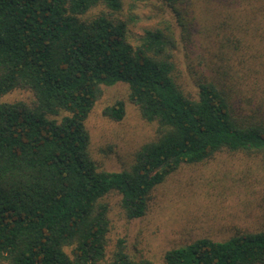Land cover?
Returning <instances> with one entry per match:
<instances>
[{"label":"trees","instance_id":"obj_1","mask_svg":"<svg viewBox=\"0 0 264 264\" xmlns=\"http://www.w3.org/2000/svg\"><path fill=\"white\" fill-rule=\"evenodd\" d=\"M163 1L177 23L163 19L133 39L140 16L125 0H0V264H154L125 238L110 246V198L119 195L128 219L141 218L152 191L183 164L222 151L264 154V99L247 103L224 56L215 70L196 71L194 91L181 84L189 27L179 5L189 0ZM231 39L224 53L242 42ZM118 82L157 124L121 171L93 156L87 127L104 85ZM15 92L27 96L10 99ZM103 114L123 120L125 100ZM163 264H264V226L170 248Z\"/></svg>","mask_w":264,"mask_h":264},{"label":"rangeland","instance_id":"obj_2","mask_svg":"<svg viewBox=\"0 0 264 264\" xmlns=\"http://www.w3.org/2000/svg\"><path fill=\"white\" fill-rule=\"evenodd\" d=\"M125 1L133 3L140 16L132 29L133 39L163 19L177 23L176 13L163 0ZM179 7L189 27L178 52L181 84L194 91L196 71L210 69L209 65L215 70L225 57L228 66L237 69L234 77L248 96L247 103L259 104L264 99V0H189ZM176 31L183 37L180 25ZM231 38L242 42L226 47L231 52L224 53L220 44L233 43ZM128 95L127 83L104 85L103 96L87 119L91 152L110 170L130 168L135 151L156 136L157 124L144 120ZM26 96L15 92L9 98ZM119 99L125 100L126 115L116 121L103 110ZM119 199V195L110 198V246L125 238L130 253L163 264L170 248L202 237L225 240L264 226V154L222 151L212 159L183 164L152 191L148 211L141 218L128 219Z\"/></svg>","mask_w":264,"mask_h":264}]
</instances>
